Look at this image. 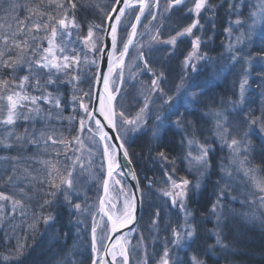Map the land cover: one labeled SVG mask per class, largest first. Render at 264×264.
<instances>
[{
  "label": "snow or ice",
  "instance_id": "obj_1",
  "mask_svg": "<svg viewBox=\"0 0 264 264\" xmlns=\"http://www.w3.org/2000/svg\"><path fill=\"white\" fill-rule=\"evenodd\" d=\"M225 2L229 15L228 27L224 29L225 52L214 57L201 51L207 43L202 40L205 25L201 18L202 14L209 13L203 19L212 23L215 30L213 18ZM186 5H190L186 13L194 17L191 23L175 35L162 38L163 20ZM245 7L246 14L242 11ZM88 10L99 11L101 22L81 23L78 13ZM20 11L24 12L22 18ZM4 12L5 16L0 17L4 21L0 22V152L5 153L0 155V227L7 226L11 235H16L19 228L23 235H16L13 249L0 252V264H19L28 248V235L40 224L46 231L54 229L65 207L70 217L68 223L76 228L77 238L80 226L87 227L82 217L91 218L90 264H130L133 256H136L133 264H220L222 258L227 259L224 254L229 251L220 227L227 207L224 201L238 199L232 193L240 183L247 188L240 192L244 197L242 205L255 206L245 215L264 223V166L253 164L256 153L264 158V0L256 3L220 0L219 4L211 0H111L103 6L92 0L24 3L7 0ZM85 25L87 34L81 36L79 33ZM106 38L110 40L107 51ZM186 39H190L191 48L181 61L182 74L169 87L165 72L154 67L159 60L154 53L167 48L166 55L171 56ZM81 42L88 50L108 58L107 73L95 77L97 83L103 84V91L96 94L98 109L89 110V105L77 95L82 91L77 87L80 76L73 73L82 71V63H89L87 55L81 57L75 47ZM90 63L97 61L92 59ZM114 75L121 85L138 83L141 86L139 95L143 103L133 118L126 116L122 102L121 110L117 111L115 102L122 88L114 86ZM145 75L149 76L147 82L140 79ZM68 85L74 93L71 96L73 115L65 116L68 105L63 102L60 89ZM218 89L230 95H222ZM253 92L260 98L256 108L251 106ZM78 109L83 113L79 114ZM196 110L204 119H211L214 142L209 143L208 137L200 142L194 135L191 138L186 135L181 140L188 149L183 156L170 159L163 151L158 154L163 162L172 165L164 173L166 187L160 189L166 198L164 207L178 209L180 219L165 221L163 231L168 234L161 238V210L156 208L149 222L148 236L135 227L114 236L129 225L139 223L138 204L142 206L144 202L134 171L132 179L137 180V192L141 194L125 193L122 204L107 198L109 178L114 179L120 168L121 150L124 158L129 156L125 147L129 135L147 131L150 121L152 135L157 137L167 127L194 128L186 116ZM96 111L106 125L95 118ZM65 121L69 124L68 136L56 128ZM74 121H78V128L71 127ZM105 127L113 134L105 131ZM72 131L76 132L75 136L71 135ZM85 131L92 133L89 139L93 146L102 144V151L98 152L101 174L106 163L102 181L104 195L98 197V206L88 202L81 184L85 176L92 181L99 178L95 167L97 153L93 147H87L85 153V141L81 138ZM253 137L260 141L259 146ZM216 141L221 150L228 149L229 157L228 164L219 165L221 174L215 182V199L209 209L210 215L216 217L215 227L208 230L215 243L204 247L202 253L197 248L189 255L188 250L192 249L199 232L187 202L193 192L200 191L202 181L211 172ZM177 159L186 162L185 171L195 174V181L177 174ZM241 175L243 181L237 179ZM114 183L118 185L120 180L114 179ZM120 190L124 192L123 188ZM33 201H37L35 208ZM17 218L19 223H15ZM55 231L59 239L58 230ZM132 232H137L135 244L129 239ZM68 235L64 233L65 243ZM105 241H112L111 246ZM157 243L162 251L156 248ZM59 264H83V261L76 260L73 250L69 249Z\"/></svg>",
  "mask_w": 264,
  "mask_h": 264
},
{
  "label": "rangeland",
  "instance_id": "obj_2",
  "mask_svg": "<svg viewBox=\"0 0 264 264\" xmlns=\"http://www.w3.org/2000/svg\"><path fill=\"white\" fill-rule=\"evenodd\" d=\"M4 1L6 3L5 5L7 6V0H4ZM252 2L256 3V0H252ZM105 3H106V1L104 2V4ZM219 3H220V1L216 4H219ZM186 7H190V5H186L185 7H181L177 10L172 11L171 15L163 20V27L161 30L162 38L166 39L170 35H175L176 31L181 30L183 27H185L189 23H191V20L194 17L192 15H189L186 13V11H185ZM227 8H228V5H227V2H225L222 7H219L216 10L215 16L213 18L214 23H215V30H213V28H212V23L206 22L203 19L204 15H210V14L209 13L202 14L201 23H203L205 25L204 31L202 33V40L207 41V43L203 44L201 47L202 52H208L210 49L212 50V48L214 47L213 45H215V41L213 40L214 39L213 36L216 33H218L216 31L217 14L221 13L226 17L225 27L223 29H221V32H220L221 34H219V37H220L218 39L219 41L216 40L217 45H216V47H214L216 49L214 51H212V52H214L213 54H210L214 57L217 56L218 54L222 53V52H225L224 43H226V34L224 32V29L226 27H228V20H229ZM242 11H243V13L246 14L248 12V8L245 7L244 9H242ZM176 13H178V14L175 16L174 14H176ZM4 16H5V12H2L0 14V17H4ZM232 19H235V17L233 16ZM88 21H94L96 23H99L96 20H88ZM0 22H4V21H0ZM144 22L147 23L146 20ZM194 31H195V34L201 35V33L199 31H197V30H194ZM86 34H87V26L85 25L83 30L79 33V35L85 36ZM144 39H147V37H144ZM186 40L189 42L188 44H190V39H186ZM75 47L77 48L78 51H80L81 57L85 56V54H86L87 59L89 61V63H82V65H81L82 71H80L78 73H73V74L80 76V82L77 84V87L79 89H82V91L80 93H77V95H79L82 98L83 103L89 105V110H90L94 78H95V73H96L100 53H94V52L88 50L87 47L82 42L75 45ZM219 47H221V48H219ZM190 48H191V44L189 46V49L185 51L183 56H182V53H180L181 51H177V48L175 50V53L171 56L166 55V53L168 52L167 48L158 49L154 53V55L156 57H159V60L154 64V67H156L157 69L163 70L165 72V74H166V71H169L171 74V78L168 77V78H170V81L168 80V86L169 87H171L172 84L175 81H177L179 76L182 74L181 61L183 60L184 56L187 55V52L190 50ZM81 49H83V50L81 51ZM180 55L182 56L181 58L177 57ZM92 59H96L97 63L91 64L90 61ZM178 60H179V62H178ZM127 73H128V70L126 68L125 69V76L126 77H127ZM21 75H23V74H21ZM113 79H114V86L122 88V92L117 95V101L115 102L117 104V111L121 110L120 104L122 102L123 110L125 111L126 116H128L129 118H133L135 116L136 112L138 111V108L143 103V99L139 95V89L141 87L140 84L137 83V84H135V86H132L131 84H128V83L121 85L119 79L116 78L115 75H114ZM140 79L147 82L149 80V76L145 75V76L140 77ZM60 91L64 94L63 102L68 105L63 114L65 116L73 115L72 107H71V103H72L71 102V96L74 93L72 90V86L68 85L67 87H62L60 89ZM84 93H88V95L84 96ZM222 95H230V93L224 92ZM251 98L253 101L251 106L254 108L259 107V99L260 98H259L258 93L257 92L251 93ZM196 111L199 114V110H196ZM78 113L82 114L83 110L78 109ZM201 118H202V120L199 122L200 126H199V124H197V126H199L198 131H196L197 126H196L195 121L192 119L191 115H187L186 119L193 122V124L195 126L194 128H189V127L185 126L184 129L181 130V129L176 128L175 126L171 127L178 134L176 137V144L179 145L180 148H177L176 150H174V153H172V152L165 153L166 155L169 156L170 159L173 157H181L188 150L186 147V144H181V140L186 135L189 138H191V136L194 135L195 138H197L200 142H203L205 137L209 138V140H208L209 143L214 142L211 139V137H212V131H211L212 121H211V119H204L203 117H201ZM151 124H152V122L150 121V127L145 132L148 134V136L151 140V143L156 144L157 140L161 137V134L163 133V131L165 129L161 131V134L158 137L153 136L152 132H151ZM38 127H39V125H38ZM71 127L78 128L79 127L78 121H74L73 124L71 125ZM92 127H93V129H95L94 122L92 124ZM56 128L63 130L64 134L66 136L69 135V132L67 131V129L69 128V124L67 121H65L62 125L57 124ZM20 129L21 130L23 129L22 124L20 125ZM71 135L75 136L76 132L72 131ZM91 135H92V133L85 131L82 134L81 138L84 139V141H85V145H86L85 153L87 151V147H93L94 152L97 153L95 155V167L97 169V176L99 178L95 181H92V180H89L87 178V176H85V180H83L81 182V184H82L83 190L86 192V194L89 198L88 202L93 204L94 206H98V197L101 196L102 181L104 178V169H103V174H101L99 171V167H100V164L102 161H101V157L98 154V152L102 151V144L97 145V146H93L90 143V139H89L91 137ZM136 135L137 134H135V135L130 134L129 138L127 139V142L131 141ZM98 139L99 138L97 137V140ZM253 140L255 141V137H253ZM256 142L258 143V145L260 144L259 140ZM215 143H216V150H215L213 157H212V160L215 162V164L213 165L211 172H210L209 176L207 177V179H209L211 177V175H214V178L212 180V182H213L212 187L213 188H212V191L210 190V194L212 196V198H211L212 201L215 199V195H214V190L216 188L215 182L219 179L220 174H221L219 165L221 163H223L225 165L228 164L227 158L229 157L228 149L224 148L223 150H221L219 142L216 141ZM30 151H32V150L30 149ZM50 151H51V149H50ZM61 151H62V149H61ZM4 154L5 153L0 152V155H4ZM12 154H15V153L13 152ZM157 156H158V158H156V159H157L158 164L156 166L159 167L160 169H162L163 177H157L156 181L152 177H150V178L148 177L146 179L147 180L146 184L148 185V188L146 191L143 192V199L145 197L146 206H149V205L153 206L152 208H150L153 210L152 214L154 213L156 208H160V210H161V223H160L161 231H160L159 235L161 238H163L165 235L168 234V233H165L163 231L164 222L167 220H172L173 222H175L178 219H180V217L178 216V209L171 208V207H164V205L166 203V198L162 197V195L160 193V189L166 187V183H165L166 177H165L164 173H165L166 169L170 170L172 165L163 162L160 159L159 155H157ZM213 161H212V163H213ZM253 164L257 165L254 160H253ZM33 167L39 168V165H33ZM176 167L178 170L177 171L178 175L187 176L192 181H195L197 179V176L195 174L189 175V173L187 171H185V168L187 167L186 162H182L180 159H177L176 160ZM118 173H121V171H117V174L114 175V179L120 180V184L117 185L114 183L113 178L110 179V181H109V193H108L107 198L110 199L113 203L119 202L122 204L123 199L125 198V193L129 192L130 190H129V187H128L127 182L124 179L123 175L121 176ZM234 174H235V172H234ZM237 179L240 181H243L244 178L241 175L240 177H237ZM150 181H151V186H149ZM206 184L207 183H206V179H205L202 181L201 189L204 186H206ZM235 186L237 187V191L233 192L232 195L237 196L238 199L237 200L227 199L224 201V203L227 205V207L224 210V217H223L222 223L220 225L221 229L223 230V228H225L227 225H233V226L249 225V226H255V227H264V223H261L259 220L252 221V220L248 219V217L245 215L246 213L250 212L253 207H255L254 205H242V203H241V201L244 199V197L240 195V192L247 190V188L243 185V183L237 184ZM121 188L124 189V192H121V190H120ZM193 193L197 194L198 192H193ZM39 199H40V196L37 195V201ZM37 201H33L34 208H35V204L37 203ZM187 206L189 209H191L188 205V202H187ZM92 211H95V207H93ZM152 214H151V216H152ZM151 216L149 215L148 217H146V219L143 220V222L141 224H139V225H137V227H135L138 232L145 233V236L149 235L148 229L150 227L149 222H150ZM82 219H84L87 227L85 228L84 225L80 226L81 227V233H80L79 238H77V236H76V228L73 227L71 235L69 237H67V242H68V240H70L71 242H69V245L67 243V246H63L61 248V253L56 258L57 259L56 264H59V261H61L63 258H65L66 252L69 249L73 250L74 258L76 260H82L83 264H90L89 257H90V238H91L90 237L91 218L85 216V217H82ZM207 219H208L207 220L208 223L205 224V231H207V234L209 237L212 236L211 239H213V242L210 244H214L215 243L214 236L211 235L208 230H211L215 227L216 217L210 215V213H209V217H207ZM97 220L98 221L100 220L99 216H97ZM192 222L195 223V220ZM9 223L11 224V223H13V221H9ZM15 223H19V218H17ZM55 230H57V229L56 228H54L52 230L48 229L46 231L45 226L43 224H40V226L38 227V229L35 232L30 233L28 235V239L26 241L28 248L26 249V253L30 249H32L31 247L36 246L37 245L36 242H38V241L40 242L41 240H43L46 242L47 245H49L50 242H52L53 240H56L57 232ZM0 231H2V234L4 236V250H5L4 252H6L9 249L14 248V246L17 243L16 235H19V236L23 235V232L19 228H17V230H16V235H11V230L7 226L0 227ZM6 234H7V237H6ZM43 235H45V236H43ZM58 235H59L58 240L60 242L65 241L64 234H63V236H60V234L58 232ZM198 236L199 237H197V239L195 240V244L193 245L192 249L188 250L189 255L194 250H196L197 248H199V250L201 252H203L204 247L207 246L206 242L200 236V233ZM137 238H138L137 232H132L131 236L129 237L132 244L136 243ZM203 242H205V246L203 245ZM156 248L159 251H162V247L159 243L156 244ZM180 256L185 257V253L180 252ZM135 259H136V256H133L130 260V264H133Z\"/></svg>",
  "mask_w": 264,
  "mask_h": 264
},
{
  "label": "trees",
  "instance_id": "obj_3",
  "mask_svg": "<svg viewBox=\"0 0 264 264\" xmlns=\"http://www.w3.org/2000/svg\"><path fill=\"white\" fill-rule=\"evenodd\" d=\"M105 1V4L111 3V0H92V2L99 3L101 6L105 5ZM219 1L220 0H211V2L214 4L218 3ZM20 2H32V0H20ZM5 4L6 3L4 0H0V14L4 12V9L7 8ZM177 14L178 13L174 15L176 16ZM19 15L22 18L24 16V12L20 11ZM78 19L81 23H84L85 20H96L100 23L101 14L96 10L81 11L80 13H78ZM225 20L226 17L223 14H217L216 31L218 33L213 36V40L215 41V45H213L214 47H216L217 45L216 40L220 38L219 34H221V29L225 27ZM188 43L189 42L187 40H183L177 46V51H181L180 53H182V56L184 55L185 51L189 49L190 44ZM214 47L212 48V50L210 49L208 51L209 54L214 53L212 52L216 49ZM182 56L180 55L177 57L181 58ZM166 75L167 77L171 78V74L169 71H166ZM170 78H168L169 81ZM217 91H220L221 94L225 92L221 89H218ZM191 117L195 121L196 126L197 124H199L200 126L199 122L202 120V118L197 113V111H193ZM199 126H197L196 131H198ZM177 135L178 134L174 129L168 127L163 131L156 144L151 143V140L146 132L137 134L131 141L126 143L125 147L128 150L129 158L138 176L142 193L148 188V185L146 184V179L148 177H152L155 181L157 177H163L162 169L156 166L158 164L156 158H158L157 155L161 151L165 153H174V150L180 148V146L176 144ZM256 141L258 140L255 138V143L257 144V146H259L260 144L258 145ZM254 161L257 165L264 166V158L261 157L260 153L255 154ZM214 164L215 162L213 161V165ZM213 178L214 175H211L209 179H206V186L200 189L197 194L193 193L188 200V205L195 215V224L198 227L200 236L207 245L213 242V239H211L212 236L209 237L207 231H205V224L208 223L207 217H209V209L211 207L212 201L210 190L212 191L213 188ZM143 201L144 202L142 205L138 225L141 224L143 220L146 219V217H148L149 215L151 216L153 212V210L150 209L153 207L152 205L146 206L145 197ZM69 218L70 217L68 210L64 208L60 213L59 222L54 227L58 230L60 236H63L65 232L69 233L68 237L71 235L74 226L68 223ZM222 234L223 242L229 245V251L224 254L227 259L225 260L222 258L220 260V264H264V227H255L249 225H227L225 228H223ZM62 242H60L58 239L53 240L49 245H47L43 240H41L40 242H36L37 245L31 247L32 249H30L25 254L19 264H56V258L61 253V248L63 246H67V243L69 245V242L71 241L68 240V242L66 243L65 241ZM205 242H203L204 246ZM4 251V236L2 234V231H0V252ZM217 251H219V249H217Z\"/></svg>",
  "mask_w": 264,
  "mask_h": 264
},
{
  "label": "water",
  "instance_id": "obj_4",
  "mask_svg": "<svg viewBox=\"0 0 264 264\" xmlns=\"http://www.w3.org/2000/svg\"><path fill=\"white\" fill-rule=\"evenodd\" d=\"M105 44H108V48L106 49L107 50H110V40L109 39H105L104 41ZM107 68H108V58L106 55L104 54H101L99 55V61H98V65H97V69H96V73H95V77L99 74V73H107ZM103 91V84L102 83H97L96 82V79H94V84H93V91H92V99H91V108L90 110H93V109H98L99 105H98V102L96 100V94L97 92H102ZM95 118L96 119H100L102 124H107V122L104 120V118L99 114L98 111L95 112ZM105 131H109V134L112 135V131L108 128V127H105ZM116 142V141H114ZM119 163H120V168L117 170V171H121V173H124L123 177L124 179L126 180L127 182V185L129 187V190L130 192H137V180H133L132 179V175H131V172L134 171L135 172V168L131 163H129V156L128 158H124L123 157V152L121 150V153L119 155ZM131 161V160H130ZM106 175V163H105V169H104V176ZM135 175L138 179V176L135 172ZM104 179V178H103ZM111 178H109V181H110ZM139 181V179H138ZM139 188L141 189L140 187V183H139ZM101 196L104 195V192H103V184H102V189H101ZM141 193L137 192V195L139 196ZM141 209H142V206L138 204V212H137V215H138V220H139V217H140V214H141ZM137 225V223H134L133 225H129L128 228H125L123 230H121L119 233H116V234H113L114 236L115 235H123L125 232H128L131 228L135 227ZM105 243H108L109 246H111V243L112 241H105ZM103 251V250H102Z\"/></svg>",
  "mask_w": 264,
  "mask_h": 264
},
{
  "label": "bare ground",
  "instance_id": "obj_5",
  "mask_svg": "<svg viewBox=\"0 0 264 264\" xmlns=\"http://www.w3.org/2000/svg\"><path fill=\"white\" fill-rule=\"evenodd\" d=\"M140 218V217H139ZM138 225V224H137ZM137 225L135 227H137ZM130 231V230H129Z\"/></svg>",
  "mask_w": 264,
  "mask_h": 264
}]
</instances>
